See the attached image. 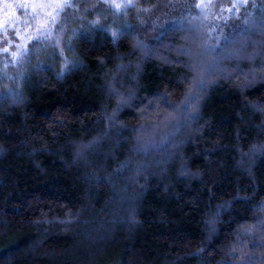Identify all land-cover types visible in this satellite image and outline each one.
<instances>
[{"label":"trees","instance_id":"obj_1","mask_svg":"<svg viewBox=\"0 0 264 264\" xmlns=\"http://www.w3.org/2000/svg\"><path fill=\"white\" fill-rule=\"evenodd\" d=\"M67 16L0 72V264H264V2L209 48Z\"/></svg>","mask_w":264,"mask_h":264},{"label":"rangeland","instance_id":"obj_2","mask_svg":"<svg viewBox=\"0 0 264 264\" xmlns=\"http://www.w3.org/2000/svg\"><path fill=\"white\" fill-rule=\"evenodd\" d=\"M262 2L264 0H67L65 7L57 8L54 0H0V72L14 73L34 47L53 42L56 28L67 15L125 14L137 19L148 34L169 27L202 25L206 31L205 46L209 48L226 39L230 34L228 30L235 31L246 24ZM117 4L120 7H116ZM201 4L204 6H199ZM39 20L47 22L48 31L37 39L36 33L42 30L37 28Z\"/></svg>","mask_w":264,"mask_h":264},{"label":"snow or ice","instance_id":"obj_3","mask_svg":"<svg viewBox=\"0 0 264 264\" xmlns=\"http://www.w3.org/2000/svg\"><path fill=\"white\" fill-rule=\"evenodd\" d=\"M54 2H55V6H56L57 8H63V7H65V5H66V3H67V0H54ZM70 6H71V7H75V5H70ZM115 6H116V7H120V5H118V4L115 5ZM199 6L203 7L204 5L201 4V5H199ZM21 7H24V5H21ZM233 10H235V8H234ZM46 23H47V22L44 21V20H39V21H37V28L42 29L41 31H39V32L36 33L37 39H39L40 36L43 35V32L48 31V29H47V27H46ZM17 35L19 36L20 33L17 32ZM5 50H7V49H5ZM13 55L15 56V55H17V53H13Z\"/></svg>","mask_w":264,"mask_h":264}]
</instances>
